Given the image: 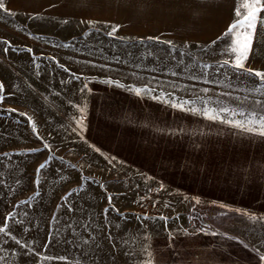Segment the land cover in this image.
<instances>
[{
  "label": "rangeland",
  "instance_id": "obj_1",
  "mask_svg": "<svg viewBox=\"0 0 264 264\" xmlns=\"http://www.w3.org/2000/svg\"><path fill=\"white\" fill-rule=\"evenodd\" d=\"M251 1L236 13L240 29L209 46L136 40L112 12L77 16L52 1L38 14L0 9V264H66L71 252L78 264H145L134 232L114 234L104 213L169 210L148 179L88 144L90 94L106 84L222 120L264 118V78L233 66L251 35ZM143 198L156 203L150 216ZM200 206L195 227L219 226L225 210ZM178 213L185 224L191 209Z\"/></svg>",
  "mask_w": 264,
  "mask_h": 264
},
{
  "label": "crops",
  "instance_id": "obj_2",
  "mask_svg": "<svg viewBox=\"0 0 264 264\" xmlns=\"http://www.w3.org/2000/svg\"><path fill=\"white\" fill-rule=\"evenodd\" d=\"M48 1L56 4L51 10L77 16L112 12L120 34L136 40L194 46L212 45L242 26L236 24V13L248 2L118 0L114 6L111 0H4V11L38 14L48 9L42 7ZM251 2L255 30L243 69L264 74V0ZM172 105L106 84H96L90 94L86 141L148 179L158 207L163 202L169 210L162 215L171 217L163 219V211L150 218L111 211L104 213L113 219L110 230L123 237L134 232L136 256L145 264H264V243L258 244L264 242V136ZM200 204L225 210L219 226L195 227L202 223ZM185 208L191 214L183 224L178 212ZM66 259V264H78L72 252Z\"/></svg>",
  "mask_w": 264,
  "mask_h": 264
},
{
  "label": "snow or ice",
  "instance_id": "obj_3",
  "mask_svg": "<svg viewBox=\"0 0 264 264\" xmlns=\"http://www.w3.org/2000/svg\"><path fill=\"white\" fill-rule=\"evenodd\" d=\"M4 0H0V9H4ZM249 16H252V14L250 13ZM249 27H251L253 30H255V25L249 24ZM111 35V33L109 34ZM251 43H252V38L251 36L246 37V42L243 45V51H241L240 56H238L236 58L235 64L233 65L235 68H242L243 67V63H242V57H246L247 56V51L248 49L251 47ZM9 49L5 48L3 51L7 52ZM29 51H31L29 49ZM225 63L227 64L228 62L225 61ZM256 77H262L264 78V74L260 73V72H256L254 74ZM2 85H0V91H2ZM134 93L139 96L142 94L140 89H135ZM3 97L0 96V100H2ZM172 107L174 108H178L180 110H184L183 108H181L180 105H176L173 104ZM191 113L196 114L197 113V109L196 108H192L190 109ZM222 111L227 112V109H223ZM240 115H245L244 113H241ZM203 116L211 121H218L219 120V116L215 115L211 110L209 109H204L203 110ZM222 123H226L229 124L231 127L234 128H239L243 131L246 132H255L257 135L260 136H264V118H261L259 120L254 119V118H249L247 121H241V120H223L221 121ZM45 147H47V145H45ZM46 166V164H42L40 166V168H44ZM39 171V169L37 170ZM253 219H255V217H252ZM8 227V225H5V228H0V233L5 232L6 228ZM212 235H216V233H212ZM151 255V254H149ZM260 260L264 261V255L260 256ZM149 264H151V261H149Z\"/></svg>",
  "mask_w": 264,
  "mask_h": 264
},
{
  "label": "built area",
  "instance_id": "obj_4",
  "mask_svg": "<svg viewBox=\"0 0 264 264\" xmlns=\"http://www.w3.org/2000/svg\"><path fill=\"white\" fill-rule=\"evenodd\" d=\"M157 208L156 203L149 198H143L141 200L140 212L145 215H149Z\"/></svg>",
  "mask_w": 264,
  "mask_h": 264
}]
</instances>
